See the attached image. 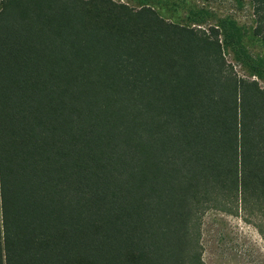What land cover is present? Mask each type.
Instances as JSON below:
<instances>
[{"label": "trees", "instance_id": "trees-1", "mask_svg": "<svg viewBox=\"0 0 264 264\" xmlns=\"http://www.w3.org/2000/svg\"><path fill=\"white\" fill-rule=\"evenodd\" d=\"M228 24L1 0L0 264H203L206 207L264 234V87Z\"/></svg>", "mask_w": 264, "mask_h": 264}, {"label": "rangeland", "instance_id": "rangeland-1", "mask_svg": "<svg viewBox=\"0 0 264 264\" xmlns=\"http://www.w3.org/2000/svg\"><path fill=\"white\" fill-rule=\"evenodd\" d=\"M117 1L132 7L149 5L165 19L192 27L230 21L229 29L238 37L242 55L240 59L236 56L232 43H222L224 58L238 74L264 87V0ZM262 219L257 209H203L199 218L202 263L264 264V234L257 228Z\"/></svg>", "mask_w": 264, "mask_h": 264}]
</instances>
